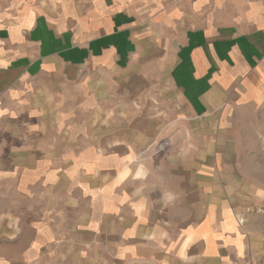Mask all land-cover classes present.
<instances>
[{
    "label": "crops",
    "instance_id": "obj_1",
    "mask_svg": "<svg viewBox=\"0 0 264 264\" xmlns=\"http://www.w3.org/2000/svg\"><path fill=\"white\" fill-rule=\"evenodd\" d=\"M263 142L264 0H0V264H264Z\"/></svg>",
    "mask_w": 264,
    "mask_h": 264
},
{
    "label": "rangeland",
    "instance_id": "obj_2",
    "mask_svg": "<svg viewBox=\"0 0 264 264\" xmlns=\"http://www.w3.org/2000/svg\"><path fill=\"white\" fill-rule=\"evenodd\" d=\"M259 154L253 157L258 165V172L256 173L259 183L264 184V142L259 145Z\"/></svg>",
    "mask_w": 264,
    "mask_h": 264
},
{
    "label": "built area",
    "instance_id": "obj_3",
    "mask_svg": "<svg viewBox=\"0 0 264 264\" xmlns=\"http://www.w3.org/2000/svg\"><path fill=\"white\" fill-rule=\"evenodd\" d=\"M169 142L168 140H165L163 141L162 143L159 144V149H163L165 147H167L169 145Z\"/></svg>",
    "mask_w": 264,
    "mask_h": 264
}]
</instances>
